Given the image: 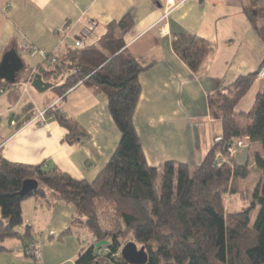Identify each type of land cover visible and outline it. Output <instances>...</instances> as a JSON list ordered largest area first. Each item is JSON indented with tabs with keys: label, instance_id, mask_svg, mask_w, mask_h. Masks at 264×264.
Masks as SVG:
<instances>
[{
	"label": "trees",
	"instance_id": "16d2710c",
	"mask_svg": "<svg viewBox=\"0 0 264 264\" xmlns=\"http://www.w3.org/2000/svg\"><path fill=\"white\" fill-rule=\"evenodd\" d=\"M243 11L264 43V0H246ZM132 22V15L126 13L108 23L106 32L94 42L73 46L62 56L48 52L55 56L54 64L42 60L37 67L36 73L52 83L50 89L60 98L79 83L103 91L120 139L110 160L91 181L74 179L55 167L45 169L42 164L14 163L0 157V250H6L5 239L18 238L25 257L35 261L27 252L33 246L28 227L22 234L17 227L23 223L21 202L36 197L48 205L63 203L74 208L63 233L81 235L84 230L92 236L84 240L77 235L80 247L75 264H129L120 250L130 239L144 247L145 264H264V84L247 110H236L264 66V57L254 71L238 75L225 92H215L211 108L222 133L198 164L164 161L150 166L133 124L140 95L138 76L147 66L124 47L123 35ZM171 45L193 72L216 48L204 37L187 33L175 34ZM12 85L0 82V87ZM30 109V104L23 107L24 120L32 117L27 113ZM45 117L67 130L68 142L85 136L58 105L48 106ZM240 137L248 138L247 148L252 144L262 147V153L252 156L261 176L249 196L247 191L240 194L241 207L229 211L225 194L236 193V181L252 173L248 161L237 163L224 149L233 147ZM26 179L36 180L38 187L20 195ZM100 205L111 206L109 228L101 222ZM100 240L107 244L96 247Z\"/></svg>",
	"mask_w": 264,
	"mask_h": 264
},
{
	"label": "crops",
	"instance_id": "0c3cea01",
	"mask_svg": "<svg viewBox=\"0 0 264 264\" xmlns=\"http://www.w3.org/2000/svg\"><path fill=\"white\" fill-rule=\"evenodd\" d=\"M174 1L177 7L165 16L167 0H0V61L13 49L24 65L15 85L0 87V157L55 167L78 180L91 181L102 171L120 139L107 95L84 83L70 88L63 98L51 89L38 92L30 85L23 91V83L37 72L42 58L22 44L62 56L87 24L94 25L98 38L108 23L130 13L133 22L123 35L124 47L147 66L138 76L140 95L133 113L145 159L150 166L164 161L198 164L222 133L211 108L215 92H225L238 75L254 71L264 47L243 11L246 0ZM179 33L196 34L216 45L197 72L172 48V38ZM94 40L88 39L86 45ZM263 84L257 78L236 110H247ZM27 104L32 117L24 120ZM244 104L249 106L245 109ZM52 105H58L85 136L68 142L67 130L55 119H33L35 111ZM21 210L23 223L17 230L23 233L28 227L40 258L25 257L23 242L8 238L3 242L6 250H0V264H75L82 235L63 233L74 208L28 197Z\"/></svg>",
	"mask_w": 264,
	"mask_h": 264
},
{
	"label": "water",
	"instance_id": "95a60500",
	"mask_svg": "<svg viewBox=\"0 0 264 264\" xmlns=\"http://www.w3.org/2000/svg\"><path fill=\"white\" fill-rule=\"evenodd\" d=\"M24 67L23 62L17 52L13 49L6 51L0 61V82L4 81L10 84L16 82L17 73ZM31 87L38 92H43L52 87V83L43 80L41 74L35 73L32 77ZM230 141L229 145H231ZM228 145L225 146V151L228 150ZM38 187V183L34 179H26L22 182L20 195H26ZM106 240H100L96 243V247L106 245ZM120 255L129 264H145L147 261V253L143 246L137 247L133 241L126 242L121 250Z\"/></svg>",
	"mask_w": 264,
	"mask_h": 264
},
{
	"label": "rangeland",
	"instance_id": "374dc122",
	"mask_svg": "<svg viewBox=\"0 0 264 264\" xmlns=\"http://www.w3.org/2000/svg\"><path fill=\"white\" fill-rule=\"evenodd\" d=\"M260 44H262V46L264 47L263 43H260ZM257 78L259 79L258 75H257ZM63 80H64V77L62 78L61 82ZM248 106L249 105H245L244 104L245 109ZM233 149H235V150H233V152H231V153H232V155L235 153L234 157H235L236 162L240 163V164H243L246 161H248L249 166L251 167L252 173L250 174V176L248 178H246L244 180H241V181H238V182L236 181L235 187H236V190H238L236 193H234V194L226 193L225 194V196H224L225 204H226V207H227V209L229 211L237 210V209H239L241 207L242 199L240 197L241 196L240 194H242V196H243L244 192L247 191L248 196H249L250 192L252 191V189L254 187V185L260 179V176H261V173L259 171H257L255 169V167H254L253 157H252L255 152L262 153V147L259 144H252L248 148L247 147L240 148V147H236L234 145ZM111 215H112L111 206H109V205H100V219H101V222H102L104 227H108L109 228L110 226H112V222H111V218H110ZM21 234H22V232H21ZM81 235H82L84 240L92 238V236L90 234L87 235L84 230H82ZM12 239L19 240L18 238H12ZM128 241H132V240L130 239ZM140 246L141 245L137 244V247H140Z\"/></svg>",
	"mask_w": 264,
	"mask_h": 264
},
{
	"label": "built area",
	"instance_id": "2783aa9c",
	"mask_svg": "<svg viewBox=\"0 0 264 264\" xmlns=\"http://www.w3.org/2000/svg\"><path fill=\"white\" fill-rule=\"evenodd\" d=\"M177 5L178 4L174 0H167V5L165 7V16H167L173 8L177 7ZM96 38H97V35L94 33V25L92 23H89L81 31L79 37L75 40L73 46L74 47H83V46L86 45V41L88 39L90 40V39H96ZM22 47H23V49H26V50H29V51H32V52H37L41 56L42 60H45L49 65L54 64V62L56 61L54 55L49 56L48 52L43 50V49H37L34 46L29 45V44H25V43L22 44ZM257 75H258L259 78L264 79V66H262L259 69ZM31 80H32V78H28L23 83V85H22L23 91L27 90L26 87L30 85ZM2 91L3 90L0 89V92H2ZM33 119L43 122L44 119H45V110H43V111H40V110L35 111L34 115H33ZM247 145H248V138L247 137H240V138H238L236 140V143H235V146L236 147H240V148H244ZM228 150L231 153L235 149H233V147H230V148H228ZM27 252L32 254L35 260H38L40 258V251L37 248L33 247V246H30V249Z\"/></svg>",
	"mask_w": 264,
	"mask_h": 264
}]
</instances>
